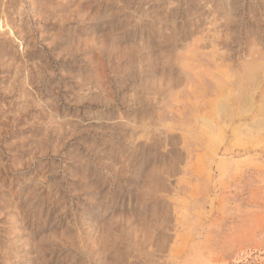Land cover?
<instances>
[{
    "label": "rangeland",
    "instance_id": "rangeland-1",
    "mask_svg": "<svg viewBox=\"0 0 264 264\" xmlns=\"http://www.w3.org/2000/svg\"><path fill=\"white\" fill-rule=\"evenodd\" d=\"M0 264H264V0H0Z\"/></svg>",
    "mask_w": 264,
    "mask_h": 264
}]
</instances>
